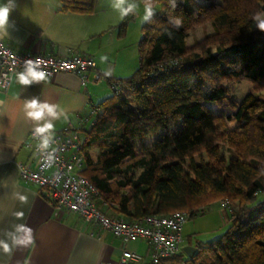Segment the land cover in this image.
<instances>
[{"label": "trees", "instance_id": "1", "mask_svg": "<svg viewBox=\"0 0 264 264\" xmlns=\"http://www.w3.org/2000/svg\"><path fill=\"white\" fill-rule=\"evenodd\" d=\"M175 2L172 9L168 0H152L164 13L141 27L137 70L105 77L113 95L81 128L83 174L98 191L97 208L131 222L179 211L190 218L216 201L237 203L227 230L196 244L187 263L264 264V94L248 92L227 119L206 104L227 101L244 80L264 90V33L252 20L264 13V0ZM94 4L61 0V10L91 13ZM176 16L179 30L168 24ZM135 18H123L121 34ZM208 24L213 32L188 46L190 34Z\"/></svg>", "mask_w": 264, "mask_h": 264}, {"label": "crops", "instance_id": "2", "mask_svg": "<svg viewBox=\"0 0 264 264\" xmlns=\"http://www.w3.org/2000/svg\"><path fill=\"white\" fill-rule=\"evenodd\" d=\"M16 3L10 14V35L0 42L21 53L66 56L79 50L94 58L95 68L87 73L84 85L78 74L59 72L31 86L20 85L15 76L9 88L0 91V238H5V233L18 223L31 227L35 237L33 245L16 248L11 254L0 250V264H118L124 249L148 256L146 240L124 243L111 232L87 223L76 212L56 211L44 190L25 184L20 177L21 166L36 167L34 152L25 146L35 126L25 116V100L37 97L58 105L65 115L54 121V132L70 127L83 139L81 128L90 125L83 123V116L106 97V89L99 84L105 80L104 72L110 68L109 77L119 79L129 76L134 68L132 60L138 54V45L137 41L134 47L128 43L129 24L121 34L119 25L123 19L112 8L111 0H95L91 13L62 11L61 0ZM104 56L107 60L102 62ZM96 73L101 80L94 79ZM18 194L26 195L28 202L22 204ZM18 212H23V218H17ZM185 234L182 227V239ZM189 245L196 247V243ZM184 247L181 244L178 258L159 264H188Z\"/></svg>", "mask_w": 264, "mask_h": 264}, {"label": "built area", "instance_id": "3", "mask_svg": "<svg viewBox=\"0 0 264 264\" xmlns=\"http://www.w3.org/2000/svg\"><path fill=\"white\" fill-rule=\"evenodd\" d=\"M41 67L52 78L59 72H73L81 77L82 84L87 81V73L95 68L94 58L82 51L74 50L66 56H56L44 52L21 53L4 42H0V91H6L16 74L23 70L25 59H37ZM96 81L101 75L96 73ZM83 123L95 121V109L82 118ZM39 141L32 136L25 146L32 149L36 156V167H20V177L25 184H33L47 193L49 201L58 212L69 210L78 213L87 223L107 230L124 243L144 239L148 242V256L124 249L118 264H159L179 255L181 249V230L188 219L185 212H175L169 216L148 215L137 221L109 217L101 212L95 203L98 191L94 184L83 174L85 158L84 142L77 130L66 127L55 133L54 141L48 151H54V159L49 165L44 154L37 151ZM230 211L226 202L222 203ZM149 262V263H147ZM108 264V263H103Z\"/></svg>", "mask_w": 264, "mask_h": 264}, {"label": "clouds", "instance_id": "4", "mask_svg": "<svg viewBox=\"0 0 264 264\" xmlns=\"http://www.w3.org/2000/svg\"><path fill=\"white\" fill-rule=\"evenodd\" d=\"M172 9L176 8L175 0H168ZM112 8L117 11L121 19L129 15H135L138 5L131 0H111ZM17 7L16 0H0V39L9 36V29L13 27L10 21V14ZM155 15L152 0H145L144 14L142 21L150 23ZM255 28L264 33V13H257L252 17ZM182 19L178 16L169 17L168 24L179 30L182 27ZM170 34V33H169ZM107 57H101L104 62ZM112 71L109 68L104 72V76H111ZM49 73L41 67L39 58L25 59L23 61V70L16 74L17 82L22 86H31L34 83L38 84L48 78ZM25 116L30 121H33L35 126L32 129V136L39 141L37 151L44 154L47 164H51L54 159V151H48L54 141V121L64 116L65 113L59 109L58 105L46 101H41L37 97L25 100L23 104ZM18 199L22 204L28 202L26 195H19ZM17 218H23V212L15 214ZM35 243L33 229L26 223H18L13 226L11 231L5 233V238H0V250L3 253L11 254L16 248H27Z\"/></svg>", "mask_w": 264, "mask_h": 264}, {"label": "rangeland", "instance_id": "5", "mask_svg": "<svg viewBox=\"0 0 264 264\" xmlns=\"http://www.w3.org/2000/svg\"><path fill=\"white\" fill-rule=\"evenodd\" d=\"M132 2L136 3L138 8L136 12V18L129 22L127 40L128 43H132L134 47L136 41L138 45L142 37L141 27L144 23L142 21V17L144 14L145 3L142 0H132ZM154 11L156 14L164 13V9L162 8L161 4L155 5ZM212 32L213 29L209 24L204 27H197L187 38V45L192 46L195 41L203 39L206 34H211ZM132 63L135 65L133 70H131L129 73V76L131 73H134L140 65L139 53L137 56H133ZM99 84L102 85L107 91L105 95L106 97H104V99H107L113 95V90L108 85L106 80L99 82ZM248 92L264 94V90L262 92L256 90V84L249 80H244L233 84L232 92H229L227 101L223 103L207 102L206 104L216 115L223 116L225 119H227L235 114L237 106ZM227 125L229 128H233L235 123L232 121H227ZM145 140L149 144L152 142L153 137L148 136ZM225 154L227 156L233 155L228 149L225 151ZM263 198L264 193L259 195L258 200ZM222 203V201H216L212 203L211 207L206 209L203 213L197 214L187 219L183 225L184 233L187 232V234H185L181 241L182 246H191L189 243L205 244L216 238H219L227 230L229 227V219L232 211H230V209H228L226 206H223ZM231 208L232 210L236 211L238 209L237 203H233Z\"/></svg>", "mask_w": 264, "mask_h": 264}, {"label": "water", "instance_id": "6", "mask_svg": "<svg viewBox=\"0 0 264 264\" xmlns=\"http://www.w3.org/2000/svg\"><path fill=\"white\" fill-rule=\"evenodd\" d=\"M197 248L195 246H185L184 252L187 254L189 258H192L196 252Z\"/></svg>", "mask_w": 264, "mask_h": 264}]
</instances>
